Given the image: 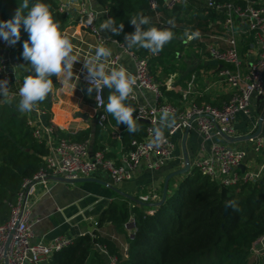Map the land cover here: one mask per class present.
Instances as JSON below:
<instances>
[{
	"label": "trees",
	"instance_id": "1",
	"mask_svg": "<svg viewBox=\"0 0 264 264\" xmlns=\"http://www.w3.org/2000/svg\"><path fill=\"white\" fill-rule=\"evenodd\" d=\"M155 1L158 4L156 10L149 8V0H95L98 5L105 7L108 18L115 20L114 26L124 24L119 35L111 31L110 35L126 44V35L135 31V26L129 22L133 16L140 14L149 18V24L142 25V29L151 26L171 27L167 21L174 19V39L158 53L153 54L139 46L131 47L140 57L147 59L154 75L157 64L166 68V64L178 58L184 50L185 37L193 29L185 23L190 10L186 5L188 2L166 8L163 6L165 0ZM34 2L29 0V7ZM43 2L49 5L63 32L68 24V15L59 10V0ZM22 3L23 0H0V20L10 19ZM198 10H207L215 16L212 13L215 11L207 7ZM23 11L26 13L27 9ZM162 12H165L163 17L167 20L164 23L160 22ZM219 15L220 18L223 16L221 13ZM26 39L28 33L22 26L20 40L15 45L8 44L6 52L15 66V75L20 84H23L27 75L33 74L30 62L22 57V45ZM252 40V35H242L238 40V52L245 53ZM2 54L0 44V66ZM51 79L53 85L57 84V77ZM160 89L166 99L175 103L172 97L178 95L167 90L164 85H160ZM110 91L103 87L105 104ZM52 99L51 90L43 101L36 102L48 124H51ZM125 103L134 109L136 107L133 100L127 99ZM137 123L139 130L134 133H128L125 124L117 123L123 129L119 140L122 152L130 149L131 140L143 136L147 124L141 120H137ZM32 129L25 114L19 111L18 104L9 97H0V223L9 219L10 204L15 202L22 181L36 172L48 153L46 145L33 137ZM101 130V127H95L92 151L105 148L104 143L98 142ZM90 133L91 130L86 129L60 134L84 141ZM105 154L109 156L108 152ZM177 177L178 181H173ZM169 181L175 182V187L171 190L168 188L165 201L158 206L143 205L124 195L120 196V201H110L97 217L93 237L85 233L72 238L69 247L51 255L50 264H107L105 257L95 248V243L105 245L110 254L116 255L117 264H264L261 257L252 252L253 243L264 236V173L256 180L224 186L193 165L186 173L172 176ZM131 212L136 216V233L133 240H128L122 226ZM107 230L123 233L120 241H127L128 244L125 254L120 242L111 238Z\"/></svg>",
	"mask_w": 264,
	"mask_h": 264
},
{
	"label": "built area",
	"instance_id": "2",
	"mask_svg": "<svg viewBox=\"0 0 264 264\" xmlns=\"http://www.w3.org/2000/svg\"><path fill=\"white\" fill-rule=\"evenodd\" d=\"M183 1L165 0L163 6L171 8ZM207 7L223 15L221 26L229 33L225 38L227 47H221L216 41L206 45L210 59L221 65L216 72L219 80L231 87L232 92L228 101L220 106L209 102L193 104L188 109L180 111L173 104L165 102L160 89L161 84L151 73L147 59L140 57L135 49L129 48L124 42L113 39L134 61L133 77L137 83L133 86V92L129 94L128 99L135 101V89L148 90L156 98L155 104L135 101L134 117H139L138 120L147 124L143 136L131 140L130 149L122 153L118 159H114L107 156L103 150L92 151L88 139L77 141L59 136L53 124L44 123L34 127L33 137L46 145L48 153L43 157L44 162L36 172L22 181L15 202L10 204L9 219L0 223V264H42L54 251H60L72 244V240L64 235L54 237L49 243L32 241L34 236L32 226L39 219L33 217L31 207L37 200L39 192L49 191L51 178H84L102 170L112 183L117 184L132 179L134 170L138 166H143L149 171H157L173 159L176 151L174 135L187 125L194 128L199 135L201 148L207 146L209 149V153L196 162L202 173L224 186H233L260 178L257 172L241 171L239 166L246 158L245 151L212 141V136L213 133L220 135V132L234 136L233 125L237 116L248 115L252 97L264 95V5L256 0H208ZM149 8L152 10L158 8L155 0H149ZM59 10L65 11L63 5H59ZM90 12L96 14L92 24L86 23L87 14ZM77 16L80 27L94 35L99 44H105L106 36L97 26V11L86 0H79ZM106 17L108 18L107 14ZM238 24L243 26L239 29L240 32L254 37V45L252 43L251 46L254 56L246 63L244 69L242 66L245 63L237 53L234 36L235 26ZM0 44L3 49L0 79L9 80L10 72L6 64L8 45L3 40H0ZM116 62L117 58L111 61L112 64ZM84 80L89 85L94 84L93 77H86ZM21 86L22 84L19 83L18 96ZM93 101L96 109V125L104 129L109 125L110 120L105 110L103 87L94 90ZM164 110L169 111L176 120L166 130L162 129L166 142L155 145L152 143L153 129L160 126L159 117ZM121 133L122 130L117 129L112 135L120 139ZM160 199V194L152 191L134 198L133 201L151 204L157 203ZM94 223L97 226V221ZM122 228L127 239L133 240L136 233L134 213L128 215ZM90 236L93 237V234L90 233ZM110 237L120 242L125 254L128 249L127 241H120L114 234ZM94 246L105 257L107 264H117V256L110 254L105 245L96 243Z\"/></svg>",
	"mask_w": 264,
	"mask_h": 264
},
{
	"label": "crops",
	"instance_id": "3",
	"mask_svg": "<svg viewBox=\"0 0 264 264\" xmlns=\"http://www.w3.org/2000/svg\"><path fill=\"white\" fill-rule=\"evenodd\" d=\"M86 1L97 11V26L100 29V24L105 19H108L106 17V9L104 6L92 3L91 0ZM256 1L264 5V1ZM78 2L79 0H59V3L63 5V9L68 15V24L63 32L68 34L74 46V53L78 54L80 59L73 65L74 76L68 84H65L62 79L57 78V84L53 85V99L50 108L51 118L49 123L53 124L58 130L57 133L59 136H61L60 133L71 134L78 130L90 129L91 133L88 140L93 143L94 130L97 126L95 120L96 109L93 103L94 91L90 95L88 94V87L91 85L87 84L84 80L86 77H91L88 70L84 67V58L94 55L95 48L99 43L96 41L94 35L81 28L78 24ZM164 13L165 12H162L160 15L161 23L167 21L165 17H163ZM212 13L215 15L213 19L209 18L204 20V25L207 28L209 26L212 27L207 37L208 39H201L198 36L199 39L197 40L196 37L187 41L188 35L197 31L194 25L188 26L193 29L192 32L185 37L186 40H184V43L185 46L188 44L191 45L192 51L190 53H184L183 50L173 63L165 65L166 68L157 64L154 69L157 81L161 85H164L167 90H171L178 95L172 97L175 103L170 102L163 96L165 102L167 101L173 104L180 111L188 109L193 104L198 105L206 102L220 106L228 101L231 96V87L219 80L216 73L221 65L213 62L207 53L206 45L209 42L216 41L221 47H227L225 38H227L229 34L221 26L222 17L220 18V13ZM196 14L199 15L201 12H196ZM205 14L210 13L206 11ZM167 19L169 20L170 17L168 16ZM240 28H243L241 24L235 26L234 36L237 53L243 63H245L242 66V69H244L246 68V63L254 56V50L251 49L252 43L254 45V37L252 36L253 40L248 44L247 51L240 54L238 52V40L244 35V33L239 31ZM215 29H220V31H216ZM100 31L107 39L103 45L111 49V55L103 62L108 67H119L122 65L133 75L134 61L131 56L123 52L118 43L113 41L114 38L111 37L110 30L100 29ZM199 45H203L204 49ZM6 57L7 69L10 72L8 97L14 103L18 104L20 99L17 94L19 79L15 75V66L9 60L7 53ZM113 58H117L115 64L111 63ZM135 95L136 103H156V98L153 93L148 90L135 89ZM23 113L32 128L40 124L48 123L45 115L41 113V110L37 106L31 112ZM108 117L110 120L109 125L104 129L102 128V134L98 136V142L104 143L105 148L103 151L108 152L110 157L118 159L124 152H122V146L119 143L120 139L115 138L112 132L117 129L123 131V129L117 125L112 114L108 113ZM175 120L176 118L174 116V122ZM167 128L168 127H164L163 129L166 130ZM258 129L259 134L254 139L228 143L220 135L213 133L212 141L225 143L228 144L230 148L245 151L246 158L241 164L243 167L241 171L257 172L259 176H261L264 173V95L252 97L249 114H239L237 116L233 125V134L234 136L247 135L256 132ZM183 134L184 127L174 135L173 139L176 144V151L173 159L157 171H149L143 166H138L134 170L132 179L117 184L112 183L102 170H98L90 176L105 181L110 186L97 182L64 183L54 180L50 181L49 191L44 193L39 192L37 200L31 207L33 217L39 219L32 226L34 233L32 241L49 243L54 237L59 235H64L72 240V238L80 234L92 233L96 226L94 222L97 221V217L101 210L107 206L110 201L116 200L117 196H123L121 192L127 195L134 194L138 184H142L145 187L150 186V190H153L152 188L154 187L158 188V185L162 184L159 191H156L162 197L167 176L184 166V154L181 146ZM112 141L115 142L112 144L110 143ZM185 149L189 158V168L196 165V162L202 156L209 153L207 146L201 148L200 137L192 127H190L185 138ZM169 180L170 178L167 181V192L169 187H175L176 182V180H173L175 182L171 183ZM151 181L152 183H150ZM113 187L117 188L119 192L115 191ZM107 232H110L109 235H116L119 240L123 239V233L121 232L116 233L113 230H107ZM51 255L42 264H49Z\"/></svg>",
	"mask_w": 264,
	"mask_h": 264
},
{
	"label": "clouds",
	"instance_id": "4",
	"mask_svg": "<svg viewBox=\"0 0 264 264\" xmlns=\"http://www.w3.org/2000/svg\"><path fill=\"white\" fill-rule=\"evenodd\" d=\"M23 9H27L25 13ZM96 19V14H87L86 23L92 24ZM135 26L133 33L127 34L129 48L139 46L150 50L153 54L161 51L165 44L174 39L172 28L175 21L169 20L171 27L151 26L142 29V25L149 24V18L140 14L133 16L129 20ZM113 18L105 19L100 24V29L110 30L119 35L124 24H118ZM28 33V39L23 42L22 57L30 62L33 74L27 75L22 86L19 88L18 109L20 112H31L36 107V102L43 101L53 88L55 76L62 79L65 84L73 78V65L80 59L74 53V46L66 32L60 30V25L54 19L50 7L43 0H35L29 7V0L16 9L15 14L8 20H0V40L6 41L9 45H15L21 37V27ZM199 36V32H192L188 35L191 40ZM111 55V49L98 44L95 54L84 58V67L94 78V84L88 87L90 95L94 90L102 87L110 89L107 97L105 110L112 114L118 124H125L128 133L139 130L137 120L134 117V108L125 103L129 94L133 92V86L137 81L124 66L108 67L103 62ZM9 96V80L0 79V97ZM174 123V116L169 111H162L159 117V125L153 129L152 143L159 145L166 142L162 129L170 127ZM231 206L235 208V205Z\"/></svg>",
	"mask_w": 264,
	"mask_h": 264
},
{
	"label": "rangeland",
	"instance_id": "5",
	"mask_svg": "<svg viewBox=\"0 0 264 264\" xmlns=\"http://www.w3.org/2000/svg\"><path fill=\"white\" fill-rule=\"evenodd\" d=\"M184 2H188V3H186V5L188 7H190L189 8L190 10L188 11L189 14L186 16V19H185L186 20L185 23H187V25H194V27L196 28V30L199 32V37L201 39L207 38L209 36L210 32H211L212 27L209 26L207 28L204 25L205 24L204 20L205 19H209V18L213 19L214 17L212 16V14H205L207 10L201 12V14H199V15L196 14V12L197 13L200 12L198 9L206 8L207 7L208 0H186ZM208 13H210V12L208 11ZM215 30L216 31H220V29L219 30L218 29H215ZM199 37H197L196 40L199 39ZM187 41H190V40L187 39ZM7 45H8V43H7ZM200 47H203L202 49H204V46L203 45H201ZM191 51H192L191 45L188 44L187 46L184 47V53H190ZM171 63H173V61H171ZM166 73H168V72H166ZM178 179L179 178L177 177L176 181H178ZM150 183H152V181ZM153 184H151V185H153ZM161 186H162V184H159L158 185V188L157 187H154V188H152L153 190H150L151 189L150 186H149L150 187V189H149V187H145L142 184H138L137 187L135 188L134 194H131V195L133 196V198L139 197V196H142V195H146L148 193H151L152 191H155V192L156 191H159V189L161 188ZM169 190H171V187L169 188ZM116 200L117 201H120L122 199H121V197L117 196L116 197ZM252 252L256 256H258V257L260 256L261 257V261L264 262V236L258 238L253 243Z\"/></svg>",
	"mask_w": 264,
	"mask_h": 264
},
{
	"label": "water",
	"instance_id": "6",
	"mask_svg": "<svg viewBox=\"0 0 264 264\" xmlns=\"http://www.w3.org/2000/svg\"><path fill=\"white\" fill-rule=\"evenodd\" d=\"M91 2L96 4L95 0H91ZM259 124H260V122H259ZM189 130H190L189 125L185 126L183 139H182V143H181L182 151H183V154H184V166L181 169L177 170L176 172L171 173V174H169L167 176L166 182H165V185H164V189H163V194H162V197H161L160 201H158L157 203H151V204H146V203L145 204L141 203V204L147 205V206H158V205L162 204L165 201V198H166L167 181H168V179L170 177H172V176L182 175V174H184V173H186L188 171V169H189V158L187 156V152H186V149H185V138H186ZM258 134H259V129L256 132H254V133L247 134V135H239V136H230V135H227L225 133L220 132V136L228 143L254 139V138H256L258 136ZM90 146H92V141H90ZM239 167L241 169H243L242 165H240ZM51 180L60 181V182H64V183L97 182V183H101V184L110 186L107 182L99 180V179H96V178H93V177H84V178L53 177V178H51ZM113 189L115 191L119 192V190L117 188L113 187ZM121 194L126 196L127 198H129L131 200H134L133 196H131V195H127V194H125L123 192H121ZM5 261H6V259H5Z\"/></svg>",
	"mask_w": 264,
	"mask_h": 264
}]
</instances>
